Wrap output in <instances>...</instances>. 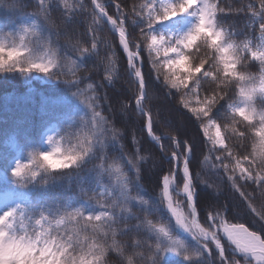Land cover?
<instances>
[{"label": "snow or ice", "instance_id": "6c2138e0", "mask_svg": "<svg viewBox=\"0 0 264 264\" xmlns=\"http://www.w3.org/2000/svg\"><path fill=\"white\" fill-rule=\"evenodd\" d=\"M34 4L25 21L7 32L0 29V75L28 80L35 73L52 80L68 74L67 67L73 79L63 83L76 89L71 95L81 100L84 114L49 135V149L31 147L11 166L0 209V264H113L110 255L118 258L115 264H166L170 255L184 264H264V0H241L239 6L224 0ZM54 10H59L55 19ZM84 13L87 27L78 38ZM240 13L246 14L244 28L250 31L237 39L243 29L223 18ZM102 26L113 43L98 36ZM102 43L108 48L103 58ZM119 49L126 55L124 78L135 90L109 111L125 125L134 114L141 135L135 128L129 135L101 109L97 89L115 88L121 79ZM94 58L96 66L104 64L103 84L78 75ZM145 63L151 65L147 72ZM249 65L258 71L246 70ZM153 73L189 119L194 117V131L186 125L183 131H157L160 111L146 103ZM109 99L105 93L104 100ZM194 160L226 177L227 202L201 198L197 182L217 197L221 190L201 179ZM92 161L89 187L81 177L80 202L27 198L55 179L51 172L78 170ZM146 178L155 179L154 199L145 198ZM130 232L137 234L130 243L119 239ZM140 232L147 235L141 238Z\"/></svg>", "mask_w": 264, "mask_h": 264}, {"label": "trees", "instance_id": "16d2710c", "mask_svg": "<svg viewBox=\"0 0 264 264\" xmlns=\"http://www.w3.org/2000/svg\"><path fill=\"white\" fill-rule=\"evenodd\" d=\"M85 2L89 3V0H85ZM136 2L138 3L139 0H136ZM243 2L247 3V0H243ZM224 3L239 6L241 0H224ZM33 11H35L34 0H0V29H3V32H7L15 28L27 19L25 14ZM110 11L112 10L110 9ZM58 16L59 10H54L53 18L55 19ZM87 18L88 13H84L79 18L76 37L83 38V33L87 27ZM223 19L225 24H230L234 21L237 29H243L237 39H242L244 34L250 31L244 28L245 13L226 15ZM251 34L253 36L256 35V33ZM98 36L102 41L114 42L106 26L100 28ZM16 40L18 42V37ZM6 42H11V40ZM64 42V38L62 37L60 43L63 44ZM115 43H118V40ZM107 52L108 48L102 43L100 57L103 58ZM37 54L40 55L42 53L38 52ZM146 57L147 53H145ZM117 59V67L120 69L121 79L117 81L115 88L105 86L97 89L101 97V109L104 115L110 119H115L118 127H124L129 135L133 128L137 130L138 135H141L140 125L136 123L138 118L134 114H129L127 124L125 125L123 117L118 113L113 117V113L109 111L110 107L119 108L118 98L126 99L135 90V85L132 81L124 78L126 55L123 54L122 49L117 50ZM96 65L97 61L95 58L90 60L86 66L87 70L82 69L78 75L80 77L88 76L91 81L98 85L103 84L104 64ZM150 67V64L145 63L144 71L147 72ZM246 70L256 72L258 68L249 65ZM64 71L68 74L61 75L58 79L53 78L52 80L43 78L41 75L35 73L28 80L0 75V194H4L6 177L15 159L25 157L31 147L40 150L49 149L50 145L47 143V137L54 135L56 130L62 127L70 118L84 114V105L81 100L71 95L76 89L74 87L68 88L63 83L65 80L71 81L73 79L69 68L66 67ZM87 82L84 81L81 87H85ZM129 89L132 91H129ZM105 93L110 97L108 101L104 100ZM167 93L168 90L163 86L162 82L155 81V73H153L150 98L146 103L154 112L157 109L160 111V123L157 125V131H170L175 128H180L183 131V125H186L190 132L194 131L191 124V120H194V117L190 120V114H187L186 110L176 103L175 98ZM53 101L58 102L54 104ZM129 103L131 102L129 101ZM173 134L175 133L173 132ZM143 135V143L148 147L146 134ZM125 142L131 148L130 141L126 140ZM64 146L67 147L68 145L65 143ZM153 150L158 153L157 149ZM114 154H116V150L110 152V155ZM198 158L202 159V157H199V153ZM94 163L95 161L89 162L78 170L69 169L65 172H51L50 177H54L55 179H50L48 186L42 190L32 189L27 193V198L33 202L39 201L48 204H75L80 202L81 177L85 178L83 186L89 187L91 179L89 169L92 168ZM146 169L147 166H145V173ZM193 170L200 171L201 179L220 186L221 195L217 197L212 189L206 187L203 183L197 182L196 190L202 199L211 198L213 201L218 200L220 203L227 202L225 197L230 195L231 189L226 177L222 173L215 172L211 169L210 165L199 167L196 160L193 161ZM105 182L107 183V178H105ZM145 184L147 188L145 198L154 199L158 192V189L155 187V179L146 178ZM133 195H135V192H133ZM133 211L143 218L144 214L138 209H133ZM149 218L155 220L154 216ZM128 223L135 224L137 221L130 220ZM123 226V223L117 225L118 228H122ZM136 235V233L130 232L127 235L120 236L119 239L130 243ZM138 235L143 238L147 234L140 232ZM181 235L184 234L181 233ZM129 251H131V248H129ZM237 258L242 259L240 257ZM109 260L115 264L118 258L110 255ZM166 264H184V262L179 257L170 255L166 257Z\"/></svg>", "mask_w": 264, "mask_h": 264}, {"label": "rangeland", "instance_id": "374dc122", "mask_svg": "<svg viewBox=\"0 0 264 264\" xmlns=\"http://www.w3.org/2000/svg\"><path fill=\"white\" fill-rule=\"evenodd\" d=\"M4 206V194H0V209Z\"/></svg>", "mask_w": 264, "mask_h": 264}]
</instances>
